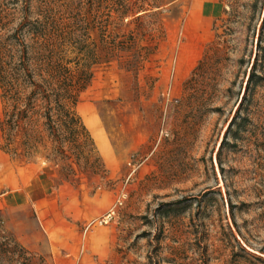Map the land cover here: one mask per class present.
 <instances>
[{
  "label": "rangeland",
  "instance_id": "obj_1",
  "mask_svg": "<svg viewBox=\"0 0 264 264\" xmlns=\"http://www.w3.org/2000/svg\"><path fill=\"white\" fill-rule=\"evenodd\" d=\"M208 1L209 19L193 17L186 28L189 0H0V42L12 44L15 59L20 46L9 35L27 21L18 39L45 43L53 62L88 78L70 108L77 123L59 129L65 135L54 137L38 117L34 131L12 130L5 148L1 133L0 150L50 167L57 182L111 190L114 200L126 192L112 221L125 264H264V82L248 93L234 144L217 145L262 0ZM123 2L143 10L121 17ZM259 33L264 76V23ZM3 108L0 97V118ZM0 264H45L1 211Z\"/></svg>",
  "mask_w": 264,
  "mask_h": 264
},
{
  "label": "crops",
  "instance_id": "obj_2",
  "mask_svg": "<svg viewBox=\"0 0 264 264\" xmlns=\"http://www.w3.org/2000/svg\"><path fill=\"white\" fill-rule=\"evenodd\" d=\"M189 2L186 28L193 17L206 22L213 4ZM90 126L96 131L93 122ZM95 135L111 161L100 133ZM113 201L111 190L88 191L57 182L50 167L18 164L0 150V211L16 239L45 264H125L120 227L98 221Z\"/></svg>",
  "mask_w": 264,
  "mask_h": 264
},
{
  "label": "trees",
  "instance_id": "obj_3",
  "mask_svg": "<svg viewBox=\"0 0 264 264\" xmlns=\"http://www.w3.org/2000/svg\"><path fill=\"white\" fill-rule=\"evenodd\" d=\"M142 7L143 5L137 2L132 4L123 2L119 7L120 16H126L134 11L135 13L141 12ZM263 23L264 0H262L260 8L259 27ZM24 24H27V21H24ZM23 25L9 35L11 38H16L17 45L20 46L16 59L12 52V44L6 45L4 42H0V97L4 104L0 118V134L2 133V137L5 135V145L1 148H5L12 141V130H16L15 133L18 129L22 130L23 128L25 131H34L32 126H36L38 117H43L45 123L51 126L49 130L51 135L56 138L65 135L61 134L59 129L61 127L72 128V124L77 123L78 119L70 108L75 103V92L88 80L87 77L82 76V73L74 76L70 69L53 62L52 50L48 49L47 51L45 43H41L37 47V44L36 46L28 45L22 39H18L17 34L21 33ZM259 27L254 33L253 54L247 61L235 106L226 121L224 132L218 140L217 145L220 148L234 144L230 143L228 138L229 136L237 138L241 127L244 128L245 121L248 120L245 115H242L248 102V93L252 87L264 82V76L257 71V49L260 46ZM30 28L27 30L36 32V36L37 34L40 36L38 31H35L36 29ZM8 108L11 109L10 113L7 111ZM34 115L35 118H33ZM211 160L218 167L220 166L218 159L213 160L212 157ZM233 205L229 200L226 201L227 218L230 224L235 223Z\"/></svg>",
  "mask_w": 264,
  "mask_h": 264
},
{
  "label": "built area",
  "instance_id": "obj_4",
  "mask_svg": "<svg viewBox=\"0 0 264 264\" xmlns=\"http://www.w3.org/2000/svg\"><path fill=\"white\" fill-rule=\"evenodd\" d=\"M125 197H126V192H121L114 200L112 205L109 207V209L98 218V221L102 224L111 223L118 215L119 209L123 204Z\"/></svg>",
  "mask_w": 264,
  "mask_h": 264
}]
</instances>
